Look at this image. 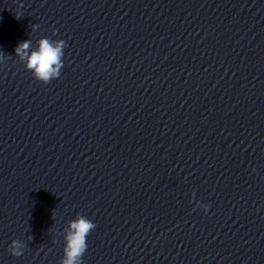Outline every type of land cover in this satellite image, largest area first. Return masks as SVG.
I'll use <instances>...</instances> for the list:
<instances>
[{"label":"clouds","instance_id":"clouds-1","mask_svg":"<svg viewBox=\"0 0 264 264\" xmlns=\"http://www.w3.org/2000/svg\"><path fill=\"white\" fill-rule=\"evenodd\" d=\"M21 17V13L16 15ZM35 27V26H34ZM67 47L66 41L50 40L40 38L38 46L31 48V40L20 42L15 48V54L20 60L25 62L26 69L32 72L34 78L44 84H48L60 75L63 68L64 49ZM4 57L0 56V62ZM197 207L207 205L198 204ZM96 225L85 216H77L69 221L68 232L64 237L63 258L60 264H82V257L87 250V236L95 229ZM23 245L17 240H13L9 246L11 255L19 257L23 254Z\"/></svg>","mask_w":264,"mask_h":264}]
</instances>
